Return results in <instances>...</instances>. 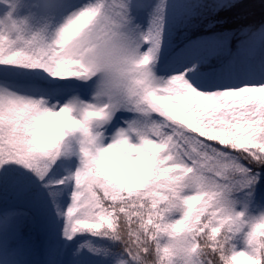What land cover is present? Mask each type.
<instances>
[{"label": "snow or ice", "instance_id": "1", "mask_svg": "<svg viewBox=\"0 0 264 264\" xmlns=\"http://www.w3.org/2000/svg\"><path fill=\"white\" fill-rule=\"evenodd\" d=\"M36 7L44 28L27 36L10 14L0 21V75L29 70L43 84L38 98L0 89V167L14 162L43 181L63 157L67 175L56 184L73 187L70 206L58 213L65 238L84 230L106 236L123 246L117 264H264V213L253 218L234 198L244 192L254 202L264 173V83L210 91L187 67L158 79L165 0L142 33L131 27L132 0H38ZM132 33L142 93L95 104L93 77L108 71L113 40ZM149 113L164 122L141 127Z\"/></svg>", "mask_w": 264, "mask_h": 264}, {"label": "trees", "instance_id": "2", "mask_svg": "<svg viewBox=\"0 0 264 264\" xmlns=\"http://www.w3.org/2000/svg\"><path fill=\"white\" fill-rule=\"evenodd\" d=\"M158 2L144 1L149 21ZM165 6L163 43L154 69L158 79L169 69L187 67L192 69V79L208 90H217L214 86L264 83V0H165ZM33 10L35 14H25L20 20L26 36L44 28L39 9ZM28 71L0 75V81L19 93L35 95L43 84L27 76ZM153 116L154 113L141 116L140 126H145L146 117ZM65 166V159L59 158L43 181L14 162L0 167V234H6V244L13 236H19L17 255L24 264H44L58 249L53 230L59 221L57 211L68 199L70 185H57L54 178L63 174ZM261 175L256 195L264 201V173ZM85 231L65 249L64 263L117 264L113 257L123 246L106 236ZM237 244L245 247L244 241ZM2 258L5 264H11L6 250L2 251Z\"/></svg>", "mask_w": 264, "mask_h": 264}, {"label": "rangeland", "instance_id": "3", "mask_svg": "<svg viewBox=\"0 0 264 264\" xmlns=\"http://www.w3.org/2000/svg\"><path fill=\"white\" fill-rule=\"evenodd\" d=\"M144 1L145 0H132V3L134 5H136V7H133L131 9V11H133L130 15H131V27L135 30V32L137 33H142L147 31V29L149 28V20L148 17L146 16V13L144 11ZM38 3V0H0V8L2 13L0 14V21H6L9 14L11 15V18L15 21H17L18 25L21 26V22L20 20L22 19L23 16H26L25 14H30L33 13L35 14L36 12L33 10L34 8H36V5ZM176 9V6H175ZM138 18L141 19V24L138 25ZM4 25H0V27H3ZM140 26V27H139ZM22 27V26H21ZM140 28V31H139ZM52 31V28L50 27L47 31H46V35L50 34ZM25 34V33H24ZM148 47V45H144L143 49H146ZM178 71H183V68H178V67H174L172 69H169L163 76V80H167L169 77H171L172 75L176 74ZM29 79V77H28ZM162 86V85H161ZM4 87H8V89L14 93H17L19 95L22 96H29V97H33V98H38L39 93L38 91L36 92L35 95H29V94H25V93H19L17 92L14 88H12V86H10L9 84L0 81V89L4 88ZM43 86H41L40 88H42ZM237 87V86H234ZM240 87V86H239ZM210 91H215V90H210ZM53 103H55V101H53ZM155 116L153 117H146L145 119V126L144 127H149L151 126V124L153 123H163V117L159 116L158 114L154 113ZM118 117H122L124 119H129L131 120V118L133 117V114L130 112H122V113H117ZM57 124L61 123V121H57ZM114 129L109 130V135L111 134V131H113ZM108 140L104 141V144H107ZM67 144L70 148L73 149L74 152H76L77 148H78V143H77V139L76 137H70L67 141ZM72 164L74 165V170L76 168V166L79 164V159H78V155L74 154L72 156ZM66 167V166H65ZM63 174L62 175H57L54 180L55 183L57 180L62 179L64 176L67 175V168L63 169ZM73 191V187L70 185V193L68 196V199L66 202H64L63 204H61V206L58 209V213H63L66 212L67 208L70 206L71 204V193ZM237 201V209H244L245 205H247V211L248 214L253 217V218H258L262 213H264V201H259L257 199V195L255 197V201H251L247 196H245L244 192H240L235 194L234 197ZM59 215V221L56 223L55 227H54V234L57 237L58 240V249L56 250V252L54 253V255L52 256V258H50L49 260H47V262H44V264H65L64 263V251L65 249L69 248L71 246V244H74L75 241L77 240L78 237H81V235H84L86 233V231H82L80 233H77L73 236V238L71 240H68L65 238L64 236V227H65V220L66 218L63 215ZM178 218V215H177ZM20 234L22 232H19ZM6 234L1 235L0 234V264H5V260H3L2 258V251L6 250V257L10 260L11 264H24L22 263V261L19 259L18 255H17V240L19 239V236H13L11 239L7 241V244L4 243V241H6ZM238 241H235V244L238 248H241V244L240 246L237 243H241L243 241V238L240 237L237 239Z\"/></svg>", "mask_w": 264, "mask_h": 264}, {"label": "clouds", "instance_id": "4", "mask_svg": "<svg viewBox=\"0 0 264 264\" xmlns=\"http://www.w3.org/2000/svg\"><path fill=\"white\" fill-rule=\"evenodd\" d=\"M138 43L139 37L134 33L128 39L117 37L113 40L107 53L110 65L108 71L93 77L95 83L91 97L95 104L111 105L117 100L127 99L132 93H142L145 85L144 66L138 63L137 55L134 54ZM107 158V154L101 157L102 160Z\"/></svg>", "mask_w": 264, "mask_h": 264}]
</instances>
